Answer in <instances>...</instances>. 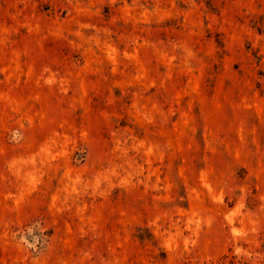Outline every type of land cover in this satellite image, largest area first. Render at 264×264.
I'll list each match as a JSON object with an SVG mask.
<instances>
[{"label":"rangeland","instance_id":"374dc122","mask_svg":"<svg viewBox=\"0 0 264 264\" xmlns=\"http://www.w3.org/2000/svg\"><path fill=\"white\" fill-rule=\"evenodd\" d=\"M0 264H264V0H0Z\"/></svg>","mask_w":264,"mask_h":264}]
</instances>
